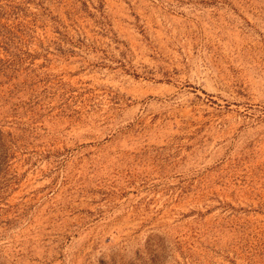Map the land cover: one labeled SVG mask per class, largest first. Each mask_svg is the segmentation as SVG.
<instances>
[{
	"label": "rangeland",
	"instance_id": "1",
	"mask_svg": "<svg viewBox=\"0 0 264 264\" xmlns=\"http://www.w3.org/2000/svg\"><path fill=\"white\" fill-rule=\"evenodd\" d=\"M0 264H264V0H0Z\"/></svg>",
	"mask_w": 264,
	"mask_h": 264
}]
</instances>
